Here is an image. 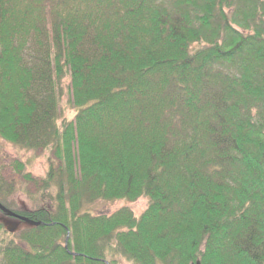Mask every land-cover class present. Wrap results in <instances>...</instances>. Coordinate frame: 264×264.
Wrapping results in <instances>:
<instances>
[{
  "label": "trees",
  "instance_id": "trees-1",
  "mask_svg": "<svg viewBox=\"0 0 264 264\" xmlns=\"http://www.w3.org/2000/svg\"><path fill=\"white\" fill-rule=\"evenodd\" d=\"M0 139L50 149L13 167L54 192L0 200L39 223L0 264H264V0H0Z\"/></svg>",
  "mask_w": 264,
  "mask_h": 264
},
{
  "label": "rangeland",
  "instance_id": "rangeland-1",
  "mask_svg": "<svg viewBox=\"0 0 264 264\" xmlns=\"http://www.w3.org/2000/svg\"><path fill=\"white\" fill-rule=\"evenodd\" d=\"M60 90L59 124L64 120L73 119L75 115V110L72 109L68 101L67 79H64L61 82ZM51 158L52 152L50 149L39 152L27 151L0 139V200H4L7 204L25 211L39 209L48 205L53 206L54 192L48 191L45 195L41 194L35 182L25 181L20 175H18L16 169L13 167L14 161H20L23 164H26V173H29L32 178L39 180L45 176L48 169V161ZM148 202L149 200L146 197L139 198L134 202H128L126 200L110 202L97 201L93 204L87 205L82 210L83 212H88L92 215H111L122 208H128L132 211L133 215L138 218L145 211ZM3 218H5V216L0 211V224L2 225V228L0 229V242L12 240L17 242L16 234L18 231L24 229L25 225L18 223L13 233H10L13 235H8L4 232L6 227L2 223ZM114 260L116 261V264H128L125 259L120 256H115Z\"/></svg>",
  "mask_w": 264,
  "mask_h": 264
},
{
  "label": "water",
  "instance_id": "water-1",
  "mask_svg": "<svg viewBox=\"0 0 264 264\" xmlns=\"http://www.w3.org/2000/svg\"><path fill=\"white\" fill-rule=\"evenodd\" d=\"M0 211L3 213V215L5 216V218H3V224L5 225L6 227V230L9 232V233H13V231L15 230L16 226L18 225L19 222H22L28 226H32V227H37L39 226V223L37 222H33L31 220H29L28 218L26 217H22V216H18L16 215L15 213L11 212L10 210H8L7 208H5L1 203H0ZM10 219V218H14L16 220H18V222H14V221H10V220H7V219ZM66 246V245H65ZM106 264H108L106 262ZM193 264H201L200 261H196L195 263Z\"/></svg>",
  "mask_w": 264,
  "mask_h": 264
},
{
  "label": "flooded vegetation",
  "instance_id": "flooded-vegetation-1",
  "mask_svg": "<svg viewBox=\"0 0 264 264\" xmlns=\"http://www.w3.org/2000/svg\"><path fill=\"white\" fill-rule=\"evenodd\" d=\"M10 220H11V221H15V222L18 221V220H16V219H10Z\"/></svg>",
  "mask_w": 264,
  "mask_h": 264
}]
</instances>
